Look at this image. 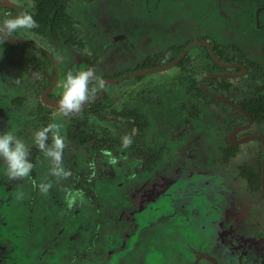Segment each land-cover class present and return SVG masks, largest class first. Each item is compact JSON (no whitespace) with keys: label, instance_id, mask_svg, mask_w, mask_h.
I'll return each mask as SVG.
<instances>
[{"label":"rangeland","instance_id":"1","mask_svg":"<svg viewBox=\"0 0 264 264\" xmlns=\"http://www.w3.org/2000/svg\"><path fill=\"white\" fill-rule=\"evenodd\" d=\"M12 1L30 2V0ZM66 1L68 12L80 18L75 25L77 36L88 43L87 50L81 57L97 62H93L95 64L91 67L93 71L98 72L99 57L95 59V54L88 55V53L91 54V51L95 50L91 44H94L95 33H101L99 42L106 44L112 43L116 37L127 35L123 44L122 41L116 42L109 50L99 52L100 63L106 76L112 77L124 75L132 69L130 65L133 64L134 56H139L136 50L143 55L151 54L155 44L162 50L174 45L173 40L177 44L184 43L187 35L193 30L214 36H218L223 31L229 34L227 35L229 39L239 38L241 33L251 30L250 24L256 23L257 20L253 19V15L259 13L258 7L262 3V0H85L84 3H87L84 6L83 0ZM82 6L84 8L81 11ZM220 9L231 18V21L240 22L241 29L235 26L230 28L229 19L220 18ZM258 22L263 21L258 20ZM253 30L246 35L252 34ZM58 46L59 44L54 45L55 48ZM58 50L57 55L62 60L63 73L52 93L60 98L63 91L62 81L66 73L79 70L73 63L79 50L76 47L62 51L58 48ZM198 51L195 50L191 54L190 65L201 66L205 72L207 70L205 62L208 59L204 56V51L203 57ZM119 54L122 58H118ZM12 64L16 69L24 66L20 60L12 61ZM41 73L36 74L33 71L27 83L28 86L30 85L28 89L31 93H26V101L17 111L19 117L13 115L5 121V117H0V131H12L24 139L30 147L34 143V131L43 127L46 121H55L61 125V134L65 138L62 163L70 174L67 177H54L50 172L49 158L43 156L38 166L39 181L50 182L51 186H55V183L57 185L56 190L48 195V199H56L65 210L62 211L57 207L56 213H53L55 226L62 223L68 225L71 221L74 226H79H67L60 235L55 228L46 231L47 235H44V238L38 235L40 241L35 248L37 252L35 260L45 264H70L71 259L67 256L70 248L67 244H70L71 249L79 247L80 239L88 226L90 233L86 239V247L93 241L98 243L102 241L94 237L97 231L98 213L85 194L82 192L83 198L80 201L75 200L71 206L67 203V194L77 192L76 185L79 182L94 190L102 201L104 205L102 219L106 223L104 231L113 230L116 216L118 223L112 240L104 248L101 262L99 259L88 262L78 260L73 264H179L178 257L172 259L176 255L172 252L178 253L177 249L183 247L185 242L198 239L194 229L199 214L197 206L192 207L193 211L189 209L185 202L188 196L186 193H180L179 187L190 171L210 167L208 156L211 151L205 145L213 140L212 134L216 126L225 128L221 126L224 125L221 120L230 111L229 108L200 94L196 90V83L200 81L201 75H197L196 82L192 83V74L180 67L153 73L138 81L127 79L122 84H109L106 87L107 111L111 108L127 110L131 106L139 108L147 115L146 119L150 122V127L134 143L141 149L151 150L154 146L168 144L169 138L175 132L196 134L193 129L197 128L210 131L200 141L192 135L186 139V145L172 148L171 153L166 155L159 174H145L141 172L143 160L133 153L132 144L123 148L112 140L126 133L127 127L123 123L103 121L91 113H84L80 115L81 119L88 124L89 129L108 138L107 143L97 145L89 142L80 145L68 141L66 118L70 112L65 114L60 108L44 109L40 105L38 92L44 83ZM103 74L104 72L94 73L97 78L102 77ZM9 80L12 85L8 89L4 84L0 85V90L2 89L8 101L13 99L14 91L20 93L18 86L14 89V85H18L19 81L15 71ZM207 85L211 86V84ZM39 107L44 113H39ZM195 108H198L197 117L192 115ZM45 116L49 118L47 117L46 120ZM204 129H199L198 132H206ZM190 138H193L192 141ZM0 171L4 173L3 169ZM15 180L20 181L15 185L17 181L10 180L14 184L11 189L15 195H20L24 200L31 199L33 193L29 177ZM39 193L36 195V206L40 204L42 207L46 199ZM198 202L203 204L204 200ZM118 204H120L119 208H117ZM11 206L14 205L10 204ZM45 207L48 208L47 204ZM116 209L118 210L115 212ZM77 217L81 218V223ZM38 256L42 260H39Z\"/></svg>","mask_w":264,"mask_h":264},{"label":"flooded vegetation","instance_id":"2","mask_svg":"<svg viewBox=\"0 0 264 264\" xmlns=\"http://www.w3.org/2000/svg\"><path fill=\"white\" fill-rule=\"evenodd\" d=\"M84 1H82V4L86 5L87 2L84 3ZM0 2L2 3L0 4V21L3 20L5 12L16 15L21 9L31 12L35 19L38 18L42 22L48 19L42 14L37 6L36 0H30L28 2L29 4L12 0H0ZM63 4L65 5V12L72 20V24L68 28L69 36H75V39L81 43L74 44L69 42L63 44L65 39L61 35L58 38V32L60 30L52 22L48 28L43 30L34 28L18 29L13 33L12 37L7 39L0 34V85L4 84V87L8 89L12 85L9 78L15 71L19 81L18 85H14V89H16V86L20 89V93L14 91V97L10 101L6 100L7 97L2 92V89L0 90V104L2 105L0 107V117H5L4 121L13 115H19L17 111L26 101V93H31V90L28 89L30 85L28 86L27 83L32 77L33 71L36 74L41 72L47 73L46 75L41 73L44 79V83L38 92L41 107L44 109L60 108L59 106H51L43 100L44 95L48 100L57 102L59 100L52 93L63 73L62 60L57 55L58 48L61 51L63 49H72V47L78 48L79 52L76 53L73 63L79 70L94 67L95 64L93 62L97 63L96 60L82 58L87 50L88 43L77 36L78 33L76 32L75 25L80 21V18L68 12V3L66 0H63ZM84 6L81 7V11ZM258 11L259 13L257 15H253V19L257 20L256 23L250 24L252 26L251 30L255 29L252 31V34L246 35L250 30L244 34L241 33V37L239 38L229 39V36H227L229 34H225L223 31L218 36H214L209 33L194 32L195 30H193L192 33L187 35L184 43L177 44L173 40L174 45L162 50L155 44L151 54L145 53L144 51L145 54L143 55L136 50L139 56H134L132 60L133 64L130 65L132 69L126 73L139 72L143 69L168 64L175 60L184 49L191 46L182 59L169 69L175 67L183 69V66L179 64L184 60L188 64L187 72L192 74V83L196 82L195 77L197 75H201L200 81L196 83V90L200 94L210 97L213 101L230 110L221 120L224 124L221 126H225V128L221 129L216 126V131L213 130L212 134L213 140L208 144L205 143V146L211 151L208 156V164L210 167L204 168L203 170L190 171L182 180V184L179 187L180 193H186L188 196L185 198V202L189 209L193 211L192 207L197 206L198 211H196L199 212L194 229L197 232L198 239L193 242H185L183 247L177 249L178 253H175L176 251L172 252L176 254L172 259L178 257L179 264H264V0L259 5ZM220 12L223 15H227L222 10ZM222 19H229L230 28L235 26L237 29H241L240 23L237 25V22L231 21L230 18ZM258 20L263 22L259 23ZM95 36L94 44L91 43L95 50H92L91 54L88 53V55L95 54V59L99 57L98 72L95 70L93 72L95 74L104 72V74L100 78L94 75L96 87L99 89V92L94 98H88L93 100L87 104H83V106L102 99L104 95L108 98L106 87L109 84H122L127 79L138 81L150 74L164 71L159 70L132 76L118 82H106L104 89L101 91L99 80L102 79L104 81L109 78H120L126 74L115 77L106 76V72L100 63L101 58L99 52L105 49L109 50L116 42L122 41L123 44L127 35L116 37L112 43L107 42V44L99 42L101 33H95ZM97 39L98 42H96ZM177 40L181 39L177 38ZM23 41L33 42L43 48L47 53L35 49ZM57 44L59 46L55 48L54 45ZM171 47H180L181 50L175 59L167 62L159 54L167 51ZM195 50H199L198 52H200L202 57V52L204 51V56L208 59L205 62V69L207 68L205 72L201 66L191 67L190 65V57ZM118 58H122L121 54L118 55ZM16 60L22 61L24 66L16 69L12 64V61ZM147 62L152 63V65L147 66ZM207 84H211V86ZM210 92L220 95L227 102L217 98ZM19 97L22 101L15 103L14 100ZM106 99L104 100L105 104ZM41 107L38 109L39 113H44ZM113 109L120 114L124 113L126 115L125 118L120 119V116L115 115L111 120H104L93 113L92 115L97 116L103 121L123 123L127 127L124 135L128 134L132 136L133 142L131 149L134 154L142 158L143 165L141 172H145V174H159L161 172V165L163 161L165 162L166 155L171 153L170 150L172 148L176 149L186 145V139L188 137L193 135V138L200 141L210 132L204 128L193 129L195 130L194 132H197L196 134H192V132H175L169 138L168 144L164 143L160 147L154 146L151 150H144L134 145V143L150 127V122L146 119L147 115L144 114L145 112L137 107L131 106L127 110ZM106 110H108L107 107ZM194 110L192 115L197 117L198 108ZM47 117L45 116L46 120L49 118ZM66 119L68 120V115ZM47 123L49 121H46L44 126ZM199 129H204L206 132H198ZM67 131L68 123L66 124V138L68 141L80 145L89 143L81 144L78 141L69 139ZM88 131L103 138L101 143H107L108 138L102 137L101 133L92 131L91 129ZM223 131L224 133H222ZM193 138H190V141ZM112 140L121 145V137L118 139L112 138ZM92 142L97 144L95 141ZM34 149H39L35 143L31 144L29 152L31 150L34 152ZM43 156L42 151L34 155V167L29 177L33 193V196L30 197L31 199L24 200L20 195H15V192L11 189V186H14V184L0 171V193H2L0 194V264H45L44 262L35 260L37 254L35 248L38 241H40L37 238L38 235H42V238H44V235H47L46 231L52 228L59 231L60 235L65 227L77 226H74L72 221L68 225L62 223L55 226L54 224L55 217L53 213H56L57 207L61 208L60 210L62 211L65 210L63 205L61 203L59 204L56 199H48V195L56 190V183L55 186L49 188L47 193H39V189L33 187L32 180H35L37 184L41 182L39 181L38 166L39 160ZM147 159L154 160L152 169L146 167L148 163ZM4 167L6 165L0 158V169H4ZM16 181L13 179V182ZM18 182L20 181H17L15 185ZM76 189L77 191L83 192L91 204L94 205L98 213V225L96 226L97 231L94 237L102 241L99 243L98 241H93L86 247V239L90 233L88 226L87 231L80 239L79 247L71 249L70 244H67L70 248L67 256L71 259L70 264L78 260L88 262L99 259L101 262L104 248L112 240L114 232L117 229L118 218L115 213L116 219L114 220L113 230L104 231L106 223L102 219L104 208L102 201L94 190L87 188L79 182L76 185ZM87 191H90V193L97 197L99 206ZM38 193L39 195L43 194L46 199L44 200L46 203L42 206L44 208L40 204L36 206V195ZM201 199L204 200L203 204L198 202ZM75 200L80 201L81 198H76ZM10 204L14 206L10 207ZM45 204H47V209ZM119 205H117V208H119ZM78 220L81 223V218H78ZM76 223H78L77 220ZM85 227L87 226L85 225ZM95 244L100 246L97 247ZM38 257L39 260H42L40 256Z\"/></svg>","mask_w":264,"mask_h":264},{"label":"clouds","instance_id":"3","mask_svg":"<svg viewBox=\"0 0 264 264\" xmlns=\"http://www.w3.org/2000/svg\"><path fill=\"white\" fill-rule=\"evenodd\" d=\"M37 27V21L33 14L28 11H21L12 15L10 12L4 13V18L0 21V34L4 38L12 37L18 29H32ZM95 79L91 68L80 69L78 71H68L65 79L62 81V94L58 100L60 109L67 114L68 112L78 111L82 104L92 95L90 90V81ZM103 85V80H99ZM49 134L51 135V144H48ZM34 143L42 151L51 163L50 172L56 177H67L70 173L62 163V155L65 147V138L61 134V125L55 121L47 123L45 126L34 131ZM132 136L124 135L121 137V145L127 148L132 144ZM110 155V153H109ZM29 157V146L24 139L20 138L12 131H0V158H2L6 167L4 174L10 179L30 177L34 167ZM34 188L40 192L47 193L51 187L50 182H40L37 184L32 180ZM22 195V194H21ZM83 198L82 192H69L67 194V203L73 204L76 198Z\"/></svg>","mask_w":264,"mask_h":264},{"label":"trees","instance_id":"4","mask_svg":"<svg viewBox=\"0 0 264 264\" xmlns=\"http://www.w3.org/2000/svg\"><path fill=\"white\" fill-rule=\"evenodd\" d=\"M37 6L41 10L42 14L48 18L46 21L42 20L40 21L38 18L36 19L37 21V27L34 29H39L43 30L45 28H48L51 25V22L53 25L56 24L57 28L60 30L58 32V38L61 36L64 37V42L69 43L72 42L74 44L76 43H81L80 41H77L75 39V36H69L68 28L72 24V20L70 19V16L65 12V5L63 4V0H36ZM1 36V35H0ZM180 47H171L165 52H162L159 54V56H163L167 62L172 61L173 59L176 58L178 53L180 52ZM151 62V61H150ZM147 62V66L152 65V63ZM179 65L183 66V69L187 70V63L183 60ZM90 90H93L92 95L89 98H94L98 92L99 89L96 87V80L93 79L92 82L89 85ZM107 98L106 95L102 97V99L94 101L86 106H81V108L78 111H72L68 114V136L69 139L73 141H78L81 144H86L88 142L95 141L97 144L101 143L103 141V138L98 137L97 134H92L88 130V124L81 119V114L83 113H93L100 118L104 120H111L117 115L118 117L120 116L122 118H125V114L122 113L120 114L119 112H116L113 108H111L109 111L106 110V104L104 103V100ZM22 99L16 98L14 100L15 103L21 102ZM264 102V101H263ZM104 104V105H103ZM119 121V119H118ZM48 144H51V135L49 134V139L47 141ZM35 150V151H34ZM32 152H29V159L33 162L34 164V155L38 152H41L40 149H34ZM153 159H147V168L152 169L154 160ZM87 193L89 194L90 191ZM93 200L96 202V204L99 206V203L97 201V197L94 196V194L90 193Z\"/></svg>","mask_w":264,"mask_h":264},{"label":"water","instance_id":"5","mask_svg":"<svg viewBox=\"0 0 264 264\" xmlns=\"http://www.w3.org/2000/svg\"><path fill=\"white\" fill-rule=\"evenodd\" d=\"M0 4H2V3L0 2ZM23 42L26 43V44H29V45L33 46L35 49L42 50L45 53H47L43 48H41L40 46L36 45L33 42H27V41H23ZM190 48H191V46H189L188 48L184 49L175 60H173L172 62H170L168 64H164V65H161V66H158V67H154V68L143 69V70H141L139 72L129 73V74H126V75H124L123 77H120V78H109V79H105L103 81V85L101 86L99 84V87H100V89L102 91L104 89V85H105L106 82H118V81H120L122 79H125V78H128V77L137 76V75H141V74H145V73H152V72L159 71V70L169 69V68L175 66L182 59V57L188 52V50ZM210 93L213 94L214 96H216L217 98H219V99L227 102V100L224 99V98H222L220 95L215 94L214 92H210ZM43 100H44L45 103H47V104H49L51 106H59V104H58L57 101L48 100L45 97V95L43 97ZM92 100L93 99H87L83 104H87V103L91 102Z\"/></svg>","mask_w":264,"mask_h":264},{"label":"crops","instance_id":"6","mask_svg":"<svg viewBox=\"0 0 264 264\" xmlns=\"http://www.w3.org/2000/svg\"><path fill=\"white\" fill-rule=\"evenodd\" d=\"M220 10H222V9H220ZM223 11V10H222ZM220 18L222 19V18H229L227 15H223L222 14V12H221V14H220ZM231 19V18H230ZM235 22H237L236 24L238 25V23H240V22H238V21H235Z\"/></svg>","mask_w":264,"mask_h":264}]
</instances>
